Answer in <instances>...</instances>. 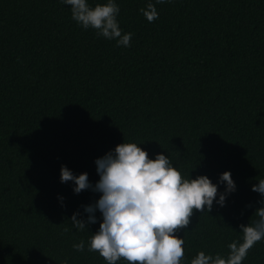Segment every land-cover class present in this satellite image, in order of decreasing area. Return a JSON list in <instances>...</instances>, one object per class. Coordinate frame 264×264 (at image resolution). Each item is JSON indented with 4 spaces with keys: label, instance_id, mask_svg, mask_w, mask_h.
<instances>
[{
    "label": "trees",
    "instance_id": "obj_1",
    "mask_svg": "<svg viewBox=\"0 0 264 264\" xmlns=\"http://www.w3.org/2000/svg\"><path fill=\"white\" fill-rule=\"evenodd\" d=\"M98 0H89L94 5ZM149 0H115L131 46L84 29L61 0H0V264H107L90 252L102 214L84 230L85 206L61 166L100 179L96 159L134 142L162 153L185 178L236 190L224 206L193 211L176 235L182 264L200 252L227 257L254 223L264 195V0H166L149 22ZM68 231L65 232L64 229ZM81 240L84 251L73 245ZM117 264H128L121 259ZM242 264H264V240Z\"/></svg>",
    "mask_w": 264,
    "mask_h": 264
},
{
    "label": "clouds",
    "instance_id": "obj_2",
    "mask_svg": "<svg viewBox=\"0 0 264 264\" xmlns=\"http://www.w3.org/2000/svg\"><path fill=\"white\" fill-rule=\"evenodd\" d=\"M164 2L155 0V4ZM61 3L70 6L72 19L82 28L115 40L117 46H131L132 33L122 32L115 0H98L94 5L89 0ZM155 4L149 0L146 9H140L149 22L158 19ZM95 163L100 179L94 186L86 172L74 175L63 165L60 180L74 181L73 191L77 194L89 188L101 193L94 205L85 206L87 221L78 220L77 213L71 220L74 227L84 230L86 224L96 222L93 213L99 209L102 221L89 240L88 250L98 252L107 264H117L121 259L128 264H182L185 242L176 233L191 223L194 210L210 212L214 201L224 206L226 195L236 190L231 172L224 171L219 182L226 188L216 200L218 185L208 176L185 178L168 156L159 153L150 159L147 151L134 142L116 145L114 151L97 158ZM252 191L264 195V179L253 185ZM255 214L258 219L254 223L240 225L242 242H231L227 257L200 251L190 264H242L249 250L264 240V206L257 208ZM73 247L82 252L85 243L81 240Z\"/></svg>",
    "mask_w": 264,
    "mask_h": 264
}]
</instances>
